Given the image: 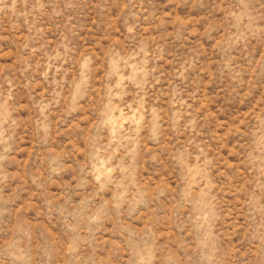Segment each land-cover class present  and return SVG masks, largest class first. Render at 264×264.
Instances as JSON below:
<instances>
[{"label":"rangeland","instance_id":"rangeland-1","mask_svg":"<svg viewBox=\"0 0 264 264\" xmlns=\"http://www.w3.org/2000/svg\"><path fill=\"white\" fill-rule=\"evenodd\" d=\"M0 264H264V0H0Z\"/></svg>","mask_w":264,"mask_h":264}]
</instances>
